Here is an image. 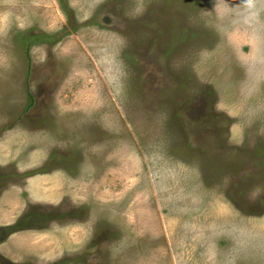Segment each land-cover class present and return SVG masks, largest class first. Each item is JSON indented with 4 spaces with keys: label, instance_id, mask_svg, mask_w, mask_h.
I'll return each mask as SVG.
<instances>
[{
    "label": "rangeland",
    "instance_id": "374dc122",
    "mask_svg": "<svg viewBox=\"0 0 264 264\" xmlns=\"http://www.w3.org/2000/svg\"><path fill=\"white\" fill-rule=\"evenodd\" d=\"M9 222L0 264H264V0H0Z\"/></svg>",
    "mask_w": 264,
    "mask_h": 264
},
{
    "label": "flooded vegetation",
    "instance_id": "af4514ba",
    "mask_svg": "<svg viewBox=\"0 0 264 264\" xmlns=\"http://www.w3.org/2000/svg\"><path fill=\"white\" fill-rule=\"evenodd\" d=\"M20 223V222H19ZM16 223L17 226H21V223ZM15 223L13 224V222H9V223H3L1 224L0 226V241L6 237V238H9L11 237L12 235H14L16 232H20V231H25V229H21V230H15ZM15 230V231H14ZM3 241V240H2Z\"/></svg>",
    "mask_w": 264,
    "mask_h": 264
}]
</instances>
